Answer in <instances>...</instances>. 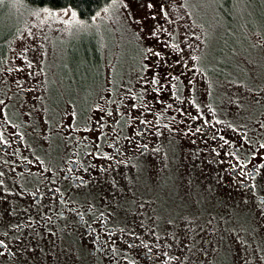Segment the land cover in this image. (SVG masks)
Masks as SVG:
<instances>
[{
  "label": "rangeland",
  "instance_id": "1",
  "mask_svg": "<svg viewBox=\"0 0 264 264\" xmlns=\"http://www.w3.org/2000/svg\"><path fill=\"white\" fill-rule=\"evenodd\" d=\"M242 23L264 30V0H115L91 18L70 7L32 8L0 0V42L5 44L0 94L24 76L40 96L38 111L61 100L58 112L69 113L80 101L78 113L92 95L106 94L95 75L101 65L90 63L89 46L96 39L97 52L107 58L106 66L101 61L107 104L116 115L122 98V110H138L130 93L147 84L145 74L162 68L158 56L191 71L186 96L193 120L208 124L215 135L193 139L170 111L166 88L148 89L147 108L166 104L152 137L159 146L108 172L100 189L113 215L133 230L139 225L145 245L164 264H264V219L228 177L232 155L249 161L251 145L264 142V37L260 43L259 32L249 31L241 39ZM227 24L236 34L224 32ZM134 44L140 48L135 63ZM117 62L133 65L118 75L112 69ZM127 122L119 120L118 126L126 129ZM209 139L227 151L218 156L220 146L213 149ZM259 183L264 187V178Z\"/></svg>",
  "mask_w": 264,
  "mask_h": 264
},
{
  "label": "flooded vegetation",
  "instance_id": "2",
  "mask_svg": "<svg viewBox=\"0 0 264 264\" xmlns=\"http://www.w3.org/2000/svg\"><path fill=\"white\" fill-rule=\"evenodd\" d=\"M101 60L106 66L107 58ZM102 67L100 82L106 94L92 95L78 113L79 105L69 113L58 112L61 100L38 111L40 96L24 76L0 94V264H164L145 245L139 225L133 230L113 215L100 189L108 172L159 146L152 137L165 106L147 108V90L158 93L169 87L174 99L178 81L190 87L191 71L169 66L171 78L162 74L146 85L145 94L130 93L139 106L135 114L122 110L126 104L122 98L116 115L107 104V72ZM189 104L186 96L180 107L170 106L183 118L187 126L183 131L193 139L215 135L208 124L193 120ZM125 119L123 129L118 124ZM207 144L213 149L220 146L215 149L218 156L227 151L220 142L209 139ZM262 144L258 139L251 145L249 161L232 155L227 166L231 184L248 195L247 203L257 206L264 219V187L259 183L264 178Z\"/></svg>",
  "mask_w": 264,
  "mask_h": 264
},
{
  "label": "trees",
  "instance_id": "3",
  "mask_svg": "<svg viewBox=\"0 0 264 264\" xmlns=\"http://www.w3.org/2000/svg\"><path fill=\"white\" fill-rule=\"evenodd\" d=\"M19 1L23 4V6H25V7L26 6L27 7H32V8H35V7H38V8L45 7V8H49V9H60V8L70 7V8H72V9H74L76 11V13H77V15L79 17H81V18H91V17L94 16V14H96L97 12H99L100 10H102L103 8L110 7L115 0H19ZM226 31H231L232 32V35L234 33L236 34V32L233 31V28H231L228 24H227V29L224 32H226ZM249 31H255L257 33L259 32L256 35V39L260 43L262 42L260 40V38H263L264 36H262L263 33L261 31H264V30H262V29H260L258 27H252L250 25V23L249 24H245V25H243V23H242V26L240 27V31L237 32L238 37H240L241 39L245 40L246 39V36L245 35H247V32H249ZM228 34L229 33L227 32L225 36L222 35V39L225 40L226 39V36ZM225 43H226V41H223V45ZM4 45L5 44L3 43V41L0 42V56L2 54L1 52L3 51V48H4L3 46ZM99 45H100V42H99L98 39H96L94 42H92V45L89 46V48L92 49V50H90L92 52L91 55H90V63L92 65H96L95 67H97V68L102 63L101 62L102 61L101 60L102 55L99 53V51L97 52V50H101V45H100V49H99ZM134 46L136 47V50H135V55L134 54L132 55V56H134L133 63H135V61H136L135 58L140 53L139 52V49L140 48L138 46H136V44H134ZM224 47H227V51L229 52L230 48L227 45H224ZM133 53H134V50H133ZM155 61L158 64L160 63L161 65H159V66H162V68L158 69L157 71H149L148 74H145L146 76L149 77V80H148V82H147L146 85H148L149 82H151V81L153 82V81L157 80L158 78H161L160 76H162V74L163 75H166V77H163L164 79H167V77L168 78H171V70L168 67L169 66H172V67L177 68V66L174 65L172 62L171 63H167L160 56H158L155 59ZM127 64H131V63L129 62V63H126L125 64V62H117V64L115 66H113L112 69L114 68L117 71V73H119L118 75H121L123 73V70H125L124 67ZM143 64H145V63H143ZM131 65H133V64H131ZM192 66H194V64ZM138 67H140L139 64H138ZM186 69H188V67L185 64V66H184V68L182 70H186ZM189 72H190V70H189ZM140 73L141 74L143 73V68H141ZM96 74L98 75V82L100 83V81H101V73H100V71L97 70V72L95 73V75ZM95 75H94V79H95ZM178 83H179V90H178V93L179 94L174 99L171 98V90H170V88L169 87L168 88L166 87V91H167L166 96H167V100H169L171 102V103H169V105L171 107H180L181 103H183L184 99L186 98V93L189 90V88L188 87L186 88V86H183L180 81H178ZM146 85H142V88H139L137 91H143V93H145V87H146ZM96 86L97 85H95L93 87V90L95 89ZM79 104H80V101L78 103H76V105H79ZM83 105H84L83 106V108H84L85 105H86V103H84ZM161 105L165 106L166 104L162 103ZM177 117H178V115H177ZM181 120H182L181 121L182 122V125L186 127L185 122H183L184 121L183 118H181Z\"/></svg>",
  "mask_w": 264,
  "mask_h": 264
},
{
  "label": "snow or ice",
  "instance_id": "4",
  "mask_svg": "<svg viewBox=\"0 0 264 264\" xmlns=\"http://www.w3.org/2000/svg\"><path fill=\"white\" fill-rule=\"evenodd\" d=\"M73 15H75V14L73 13ZM154 83H155V81H154ZM2 103H3V101H0V104H2ZM141 123H146V121H141ZM225 143H227V141H225ZM260 147L264 148V144H262ZM262 214H264V212H262ZM0 243H2V241H0Z\"/></svg>",
  "mask_w": 264,
  "mask_h": 264
}]
</instances>
